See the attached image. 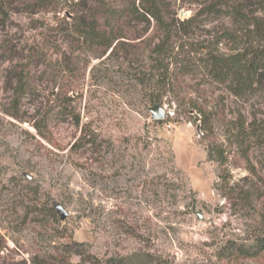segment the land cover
I'll return each mask as SVG.
<instances>
[{
    "label": "rangeland",
    "instance_id": "obj_1",
    "mask_svg": "<svg viewBox=\"0 0 264 264\" xmlns=\"http://www.w3.org/2000/svg\"><path fill=\"white\" fill-rule=\"evenodd\" d=\"M164 1L169 35L135 17L110 54L74 34L83 3L0 0V264H264V251L235 252L264 234V82L237 95L208 73L209 57L255 43L264 14ZM162 42L167 82L152 72L142 85Z\"/></svg>",
    "mask_w": 264,
    "mask_h": 264
},
{
    "label": "trees",
    "instance_id": "obj_2",
    "mask_svg": "<svg viewBox=\"0 0 264 264\" xmlns=\"http://www.w3.org/2000/svg\"><path fill=\"white\" fill-rule=\"evenodd\" d=\"M54 1V0H53ZM65 2L74 3L75 7H80L83 3L82 9L86 12L83 18L74 19L73 32L78 39H81L89 44H94L98 47H103L104 51L111 50L110 54L119 50L124 44L121 39H126L125 35L129 32L128 23L135 17L149 23L153 20L157 26L161 28V31L166 32L165 35H169L171 28L166 24V20L173 18L176 15V9H174L170 3H165L164 0H132L126 6L119 7L114 4L116 0H63ZM59 3V0H56ZM120 3V2H119ZM253 3L264 14V0H226V4L245 5ZM47 2L45 7L49 6ZM58 4L52 9L57 10ZM51 9V10H52ZM79 13V12H78ZM82 12H80L81 14ZM99 17H103V22H100ZM192 20V19H191ZM190 20V21H191ZM188 21L179 22L180 27L185 26ZM256 26L254 35L256 36L255 43H251L245 47L244 52L230 58H214L209 57L208 73L211 77L218 82H232L235 89L234 92L237 95H245L253 88L264 82V28L255 22ZM125 30H122V29ZM126 31V32H125ZM136 37V36H135ZM171 49L168 45H164L163 42L155 45L153 50L150 51L148 59L152 63L148 72L144 66L137 72L141 78L139 83L144 84L147 76H153L152 72L158 73V78L166 80L170 75V68L166 63V58L171 54ZM155 55L154 59L150 58L151 55ZM29 62L40 60L41 57L31 53L29 56ZM142 62V60H141ZM145 59H143V63ZM145 65V63H144ZM139 65H137V68ZM137 70V69H136ZM155 86V84H154ZM166 86L165 82H159L155 88L160 90ZM20 92V91H19ZM156 98V99H154ZM154 98L150 97L149 101L152 104H159L157 95ZM206 132L210 131V128H205ZM243 127L241 131H243ZM241 133V132H240ZM54 213V210H51ZM264 251V234L257 236L250 248L236 247L235 252L237 255L254 257ZM81 257L82 262H86L84 259L85 253L83 251H76ZM87 255V254H86ZM88 257V256H87ZM42 264L44 262H41ZM103 264H150L147 258L141 256H135L134 258H119L115 260H105ZM48 264V263H44Z\"/></svg>",
    "mask_w": 264,
    "mask_h": 264
},
{
    "label": "water",
    "instance_id": "obj_3",
    "mask_svg": "<svg viewBox=\"0 0 264 264\" xmlns=\"http://www.w3.org/2000/svg\"><path fill=\"white\" fill-rule=\"evenodd\" d=\"M183 15H184V12H181L180 16H183ZM148 111L150 113L151 119L155 121L163 119L166 113L165 108L157 103L153 104L152 107L148 109ZM54 208L61 220H63L67 216L66 211L62 208L61 205L55 204Z\"/></svg>",
    "mask_w": 264,
    "mask_h": 264
}]
</instances>
